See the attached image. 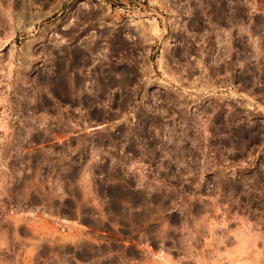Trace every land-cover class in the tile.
<instances>
[{
    "label": "rangeland",
    "instance_id": "1",
    "mask_svg": "<svg viewBox=\"0 0 264 264\" xmlns=\"http://www.w3.org/2000/svg\"><path fill=\"white\" fill-rule=\"evenodd\" d=\"M0 264H264V0H0Z\"/></svg>",
    "mask_w": 264,
    "mask_h": 264
}]
</instances>
